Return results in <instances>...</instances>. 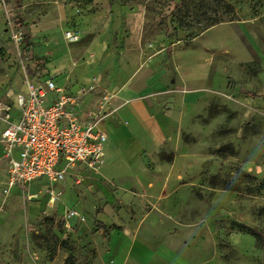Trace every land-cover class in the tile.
I'll return each instance as SVG.
<instances>
[{"label":"rangeland","instance_id":"374dc122","mask_svg":"<svg viewBox=\"0 0 264 264\" xmlns=\"http://www.w3.org/2000/svg\"><path fill=\"white\" fill-rule=\"evenodd\" d=\"M114 2L0 0V133L16 120L15 95L25 91L24 73L52 78L55 87L68 93L78 73H101L104 88L93 77L94 89L80 87L81 103L94 91L101 98L108 86L119 85L165 48L155 64L178 65L184 75L203 82L202 101L181 123L168 115L167 104L160 112L169 131L150 168L162 180L170 174L172 190L150 194L144 175L114 181L99 174L68 182L60 202L84 221L60 227L56 207L48 209L43 194L29 202L28 190L19 187L0 205V219H12L0 233H27L25 252H38L30 264H50L59 251L63 264H97L99 250L105 264H264V0ZM248 20L260 30L261 45L248 46L240 29L226 24ZM67 33H77L80 42L66 41ZM15 34L28 43L16 44ZM95 37L101 46L93 55L84 47ZM119 51L126 53L122 59ZM71 54L77 67H71ZM256 59L258 63L251 62ZM4 165L0 146L3 199ZM46 218L56 221L51 225ZM242 226L260 230L263 242ZM142 241L156 250L137 263L134 255ZM130 243L133 255L124 260ZM165 246L176 252L175 261L169 260Z\"/></svg>","mask_w":264,"mask_h":264},{"label":"crops","instance_id":"0c3cea01","mask_svg":"<svg viewBox=\"0 0 264 264\" xmlns=\"http://www.w3.org/2000/svg\"><path fill=\"white\" fill-rule=\"evenodd\" d=\"M254 22V20L233 21L226 24L236 26L240 29L239 33L248 46H252V43L261 45L262 40H260L258 35L260 30L249 26ZM245 27H249V32L246 33V35L242 32ZM78 42H80L79 37L72 44ZM86 45L84 51L88 50V53L90 52L92 54L98 52V49L101 46L98 37L91 39ZM165 51L166 49L164 48L153 55L149 60L141 63L140 66L133 70V72H131L132 74L126 76L125 80L119 83V85L108 86L106 93L102 94L101 98L98 97L99 91H94L92 94L85 97L81 102L82 104L80 103L78 107V114L85 120L90 119L87 113H96L99 109H101V112H106L105 118L100 121L102 125L100 126V123H98V129L101 132H104L107 136L106 142L103 145L104 163L101 167L100 174L104 178L114 181L121 178L133 181V179H138L141 175H144L147 178V181L144 183V189L150 194L153 193L162 196L165 195V192L172 190L169 185L170 174L165 175V178L162 180L158 176L160 175L158 173L159 171H155L153 166L150 168L151 162L152 164L155 162L154 158L157 150L159 151L162 149L163 142L169 131L165 127L166 124L162 125L163 118L162 115H160V112L163 110L164 105L167 104V108L170 109L168 115L177 119V121L181 123L185 114L188 113L192 107L195 108L200 104L202 101L201 97L203 96V82L195 81L192 76L193 79L184 75L182 71H180L178 65H176L175 68L171 65L170 69L168 65L166 66V64L163 63L164 61H158V64H155L156 60L162 58ZM124 55H126L124 51L118 52L119 58L122 59ZM68 60L71 62L72 68L79 65V63L73 58L72 54L68 55ZM86 61L91 62L89 59ZM251 62L258 63V59ZM143 69L145 72H143ZM93 77H95L93 81L99 79V85L101 88H104L103 84L105 79H103L101 73L95 72L93 73V76L87 77L86 74L80 72L75 76V81L71 84L73 90L69 93L78 94L81 86H92ZM116 79H118L117 76L110 77V80ZM95 86H93V88H95ZM62 88L64 89V87ZM94 99L96 100V103L92 102ZM92 104L94 107L89 110ZM85 110L87 111L85 112ZM18 114L15 118L16 120L12 122L17 121ZM174 159L175 161L172 165L177 161L176 157ZM3 163H5L3 175V180L5 181L7 163L4 158ZM73 174L81 176L82 181L98 177L97 174L90 173L83 165H78L73 171ZM68 182L74 183V177L69 175L63 183L56 186V189L61 191L63 185ZM19 187L22 186L19 185L10 189L8 191L9 193L5 196V199H3L1 194L3 190L0 186V205L2 207H4L3 205H5V203H7L12 197V192H17ZM46 187L47 181L45 179H38L33 183L24 186L29 192L27 197H31L28 201L34 202L35 200L40 199L39 194H43L42 197H44L45 205L48 209L50 208L52 210L56 207L57 213L55 217H57L56 219L58 221H63L65 226V222L62 219L65 209V206L61 204L63 198L61 199V202H57L53 205L50 203L48 204V198L45 191ZM52 219L54 220V218ZM11 220L10 217L6 220L0 219V228L6 225V223H10ZM77 222L78 220L73 218L69 219L68 224L69 226H72ZM122 231L117 230L115 232L121 235L120 232ZM135 231H137V228L134 229L133 233ZM135 236L136 234L134 233V238ZM26 237L29 238L27 233L22 234V232L0 233V258L4 257V260H0V264H30L31 262H34L32 257H36L38 252L30 250V255L25 252L24 239ZM142 243L143 245L140 244V246H138L140 247V250L134 255L137 263L146 260V258L151 256L153 251L156 250L148 247L150 246L148 242V246L145 244V241H142ZM131 245L132 243L129 244L124 260H126L128 256L133 255V249L130 248ZM29 247L32 248L33 244L31 243ZM99 251L100 253L96 259V263L105 264L102 252L101 250ZM165 251L169 255V260L175 261L178 257L171 247L165 246ZM141 252H144V255ZM62 256V252L59 251L50 264H63L62 258L64 257Z\"/></svg>","mask_w":264,"mask_h":264},{"label":"built area","instance_id":"2783aa9c","mask_svg":"<svg viewBox=\"0 0 264 264\" xmlns=\"http://www.w3.org/2000/svg\"><path fill=\"white\" fill-rule=\"evenodd\" d=\"M77 38V33L65 36L69 43ZM14 40L23 45V37L18 34ZM23 88L24 92L15 95L17 121L8 122L0 133L7 163L4 193L8 194L15 186L24 187L45 179L47 203L53 205L61 201L62 192L56 189L58 184L69 175L76 184L81 182L82 177L73 174L78 165L90 173L100 174L107 136L98 129V123L106 112L99 109L88 113L89 120L81 118L78 99L82 91L72 96L62 87H55L52 78L41 80L24 73ZM73 218L84 221L75 210L65 207L62 219L66 227Z\"/></svg>","mask_w":264,"mask_h":264},{"label":"trees","instance_id":"16d2710c","mask_svg":"<svg viewBox=\"0 0 264 264\" xmlns=\"http://www.w3.org/2000/svg\"><path fill=\"white\" fill-rule=\"evenodd\" d=\"M114 3H115L114 0H111V4H114ZM177 5H178V3L175 2V6H177ZM214 25L215 24L213 23V24H210V25L206 26L205 29H203L202 31H200V33H204L205 30L211 28ZM198 35H200V34H198V33H195L194 34L195 37L198 36ZM24 40L28 43V39H26V38L23 37V42H24ZM27 47H28V45L25 44L24 45V48H23V49H26V52L28 51ZM45 221L48 224H51V225L54 224V222H55V220H53L52 218H46ZM58 224H59L60 227H64L63 221H59ZM241 228L247 234H250L253 237H255L256 241H258L259 243H262L263 242V236H262V233L260 232V230H257V229L255 230V229H252V228H249V227H245V226H242Z\"/></svg>","mask_w":264,"mask_h":264}]
</instances>
